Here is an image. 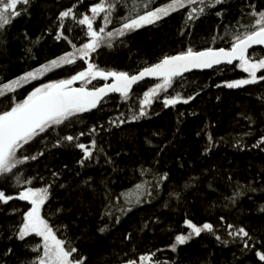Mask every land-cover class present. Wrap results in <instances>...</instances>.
Returning a JSON list of instances; mask_svg holds the SVG:
<instances>
[{
  "label": "snow or ice",
  "instance_id": "1",
  "mask_svg": "<svg viewBox=\"0 0 264 264\" xmlns=\"http://www.w3.org/2000/svg\"><path fill=\"white\" fill-rule=\"evenodd\" d=\"M242 5L233 22L228 20L232 15L229 0H169L161 6H153V0H146L127 9L124 0H88L87 4L85 0H72L57 11L51 25L39 37L33 39L27 32L22 34L32 46L26 49L29 54L41 41L61 48L60 53L46 57L44 61L33 56L35 66L22 74L14 77L0 75V103L5 104L0 109V213L20 214L7 239L19 242L21 249L30 250L33 258L27 264H92L91 257L80 249V243L86 237L103 238L117 226H122L124 218L135 214V209L151 205L164 193L168 194L169 199L164 201L162 207L168 208L173 200L180 202L184 192L201 183L205 175L203 171L200 176H188L182 185L178 182L173 184L174 181L185 180L189 164L181 160L174 161L175 168L163 166L162 160L171 141L152 145L154 154L138 162L140 172L151 174L152 180L136 183L131 192L116 194L113 186L118 185L119 178L102 176L97 179L87 173L91 168L102 166V162L103 165H111L113 173L120 171L115 158L103 146L102 134L145 118L150 119L149 112L158 101L162 109H175L177 105H188L196 100L200 91L185 96L177 90L183 87L186 73L233 66L246 73V77L223 79L215 84L216 88H264V56H259L254 50V46H262L264 50V0H242ZM36 6L35 0H0V49L9 47V30L14 22L25 16L30 17ZM81 7L85 10L81 11ZM174 13L184 19L178 32L182 37L191 36L189 29L201 17H218L220 24L210 37V45L196 48L189 41L175 54H163L155 62L145 63L136 72L109 69L96 62L101 49L114 48L117 43L124 44L132 34L158 25ZM114 19L119 26L109 30ZM73 33H83V36L77 42ZM218 40L224 46H216ZM250 49H253L251 54ZM66 66H76L79 70L60 79H52L48 75L56 71L71 72L72 68ZM146 80H151L153 86L143 92L136 105H128L125 111L113 105L118 112L115 117L104 123L97 121L77 127L86 121L87 115L103 111L106 105L112 103V94H118L125 103L130 101L134 86ZM29 85L30 90L18 99L19 90ZM170 89L172 92H169ZM216 99L220 101L221 97L217 96ZM258 101L264 109V92H261ZM154 114L159 116L160 113ZM183 115L178 113V117ZM191 115L197 116L198 113L193 111ZM239 119L245 122V136L255 133V142L250 147L264 152V131L260 130L264 115L242 112ZM208 127L214 125L209 123ZM196 135L200 136L201 133L197 132ZM223 141V137L217 141L210 132L207 133L200 155L207 158ZM148 143L151 144V140ZM234 147L244 150L249 145L241 138ZM62 150H78L74 166L63 164L59 169L49 167L46 176L39 172L25 175L32 162H42V158L47 160L50 155ZM145 164L149 167L145 168ZM69 175L71 183L68 182ZM226 181L233 191L225 197L224 207H237L243 196L251 199L253 193L264 194V174L259 181L253 178L244 185L231 175L226 177ZM208 186L212 188L211 183ZM60 189L66 192L75 190L78 194L88 193L92 197L80 198L78 195L81 216L86 221L94 222L91 228L86 223L77 236L69 235V225L63 223L66 208L57 200ZM212 190L217 191L215 188ZM94 199H99V209L93 206ZM10 202H24V205L13 208ZM260 212L264 213V207L260 208ZM183 215L181 230L173 232L172 241L167 246L171 253L210 235L225 248L230 245L236 247L238 260L250 256L252 264H264V234L257 235L246 225L223 214L215 221H194L186 212ZM161 223L157 216L141 222L132 231L126 230L122 236L126 250L117 253L113 249L111 255L115 260L106 258L99 264H169L168 260L158 255L166 249L157 247L155 251H141L134 243L139 233ZM17 256L16 248L7 246L0 260L7 264V258ZM171 264L176 262L172 261Z\"/></svg>",
  "mask_w": 264,
  "mask_h": 264
},
{
  "label": "trees",
  "instance_id": "2",
  "mask_svg": "<svg viewBox=\"0 0 264 264\" xmlns=\"http://www.w3.org/2000/svg\"><path fill=\"white\" fill-rule=\"evenodd\" d=\"M71 2L72 0H35L37 6L31 11L30 17L25 16L17 19L9 30V47L0 49V75L14 77L22 74L35 66L33 56L44 61L46 57L61 52V48L54 46L51 42L43 44L41 41V44L32 48V53L29 54L26 49L32 46L22 34L27 32L33 39L39 37L41 32L51 25L57 11ZM144 2L146 0H124L125 9L134 4L141 5ZM167 2L169 0H153V6H161ZM87 3L88 0H85V4ZM229 4L232 15L228 17V20L234 22L238 8L243 6L242 0H229ZM84 10L81 7V11ZM182 11L186 13L187 10ZM124 14H127L126 10ZM183 24V17L174 13L171 17L159 22L158 25L149 26L147 29L132 34L124 44L117 43L114 48L101 49L99 57L95 58L96 62L101 67L136 72L145 63L155 62L163 54H175L186 47L189 41L196 48L209 46L210 37L215 33L220 20L214 15L201 17L189 29L190 37H182L178 34ZM114 26H119L116 19L112 25H109V30ZM77 32H79L78 29ZM73 35H76L78 42L83 33L78 35L73 33ZM216 46H224V43L218 40ZM255 52L259 56H264L262 49H257ZM66 67L72 68V71H56L49 76L52 79H60L79 70L76 66ZM246 75L238 67L233 66L186 75L183 87L178 89L185 96L200 91L196 100L188 105H177L175 109H162L158 101L149 112L150 119L145 118L118 129L113 128L109 133L102 134L104 135L103 146L108 154L115 158L120 171L113 173L112 166L103 165L102 162V166L89 169L87 174L97 179L102 176L119 178L118 185L113 186L116 194L131 192L136 183L152 180L151 174L140 172L138 162L149 159L154 154L151 151L152 145L161 142L169 143L171 141L167 155L162 160L165 168H175L174 161L183 160L189 164V168L185 172V180L174 181V185L177 182L182 185L188 176H200L202 171L205 175L200 184L184 192L180 202L173 200L168 208L162 207L164 201L169 199L168 194L164 193L161 199L154 201L151 205L146 204L135 209V214L124 218L122 226H117L103 238L89 239L86 237L80 243V249L85 255L91 257L92 264H99L106 258L115 260V257L111 255L113 249L117 253H120L122 249L126 250L122 243L125 231H132L141 222H147L149 218L154 219L157 216L160 217L161 224L137 235L134 243L141 251L149 249L155 251L157 247L166 249L158 255L161 256V259L168 260L169 264L172 261H175L176 264H252L250 256L238 260L239 251L236 247L230 245L225 248L215 242L210 235L194 240L188 246H182L176 253L167 250V246L172 241L173 232L181 230L185 212L189 217L194 218V221H215L219 215L223 214L246 225L257 235L264 234V213L260 212V208L264 207V194L253 193L251 199L248 196H243L235 208L223 206L225 197L233 191L232 186L226 181L228 175H231L239 184L244 185L253 181V178L259 181L264 174V152L250 147L251 143L255 142L253 139L255 133L245 136L247 131L245 122L239 119V114L242 112L264 115V109L261 108L258 101L264 88L248 86V90H229L215 87V84L221 83L223 79H239ZM152 84L153 82L150 80L135 88L132 99L127 103L121 101L118 95H114L112 103L106 105L103 111L87 115L86 121L83 124H78L77 127L97 121L104 123L107 119L115 117L118 112L113 105L120 111H125L128 105H136L143 92ZM30 87L29 85L20 89V96L17 98L25 95ZM217 96L221 97L220 101H217ZM4 106V103H0V109H3ZM193 111L198 115L192 116ZM155 112H159V116H156ZM178 113L184 115L178 117ZM209 123L214 127H208ZM260 130L264 131V124H260ZM197 132H200L201 135L197 136ZM209 132L217 141L220 140V137H223L224 141L214 150L213 154L203 158L200 153L203 151V145ZM241 138L249 145L244 150L234 147ZM149 140H151V144L148 143ZM78 155V150L56 152L54 155H50L47 160L42 158V162H32V167L25 171V175H34L39 172L46 176L48 174L46 169L49 167L59 169L63 164L72 167ZM144 167L148 168L149 165L145 164ZM209 169L212 171L208 172ZM68 182H72L71 175L68 177ZM34 183L36 182L34 181ZM209 183L212 184V188H209ZM213 188L217 191L214 192ZM78 195L80 198L88 196L89 199H92L90 194H78L75 190L66 192L60 189L57 194V200L66 208L63 223L69 225V235L71 236L79 235L86 223L91 228L94 222L86 221L81 216L82 210L77 204ZM121 201H123V196H121ZM10 203L13 208H22L24 205V202ZM99 204V199L93 200V206L97 209H99ZM19 219L18 212L15 215L0 213V256L7 246H14L18 252L17 257L7 258V264H27V261L33 258L30 250L21 249L19 242L7 239ZM0 264H4L3 260H0Z\"/></svg>",
  "mask_w": 264,
  "mask_h": 264
},
{
  "label": "water",
  "instance_id": "3",
  "mask_svg": "<svg viewBox=\"0 0 264 264\" xmlns=\"http://www.w3.org/2000/svg\"><path fill=\"white\" fill-rule=\"evenodd\" d=\"M257 49H262V46H254V50H257ZM249 51H250V53H251V52L253 51V49H250ZM221 67H222V66H221ZM206 71H212V70H211V69H209V70H203V71H201V70H194L192 73H195V72H206ZM192 73H186L185 76H186V75H189V74H192ZM147 81H150V80H146L145 82H147ZM145 82H141V84H143V83H145ZM141 84H140V85H141ZM137 87H138V86H134V89L137 88ZM112 95L114 96V95H118V94H112Z\"/></svg>",
  "mask_w": 264,
  "mask_h": 264
},
{
  "label": "rangeland",
  "instance_id": "4",
  "mask_svg": "<svg viewBox=\"0 0 264 264\" xmlns=\"http://www.w3.org/2000/svg\"><path fill=\"white\" fill-rule=\"evenodd\" d=\"M51 73H49L48 75H50ZM93 83H96V82H93ZM151 86H153V84L151 85ZM151 86H149V87H151ZM181 89V88H180ZM177 90H179V89H177ZM179 91H181V90H179ZM169 92H172V90L170 89L169 90ZM182 92V91H181ZM183 93V92H182Z\"/></svg>",
  "mask_w": 264,
  "mask_h": 264
}]
</instances>
